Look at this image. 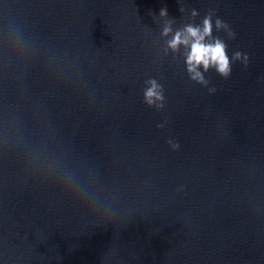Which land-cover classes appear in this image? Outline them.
I'll return each instance as SVG.
<instances>
[{
	"label": "water",
	"instance_id": "1",
	"mask_svg": "<svg viewBox=\"0 0 264 264\" xmlns=\"http://www.w3.org/2000/svg\"><path fill=\"white\" fill-rule=\"evenodd\" d=\"M164 7L248 66L192 81ZM0 264H264V0H0Z\"/></svg>",
	"mask_w": 264,
	"mask_h": 264
},
{
	"label": "clouds",
	"instance_id": "2",
	"mask_svg": "<svg viewBox=\"0 0 264 264\" xmlns=\"http://www.w3.org/2000/svg\"><path fill=\"white\" fill-rule=\"evenodd\" d=\"M180 11L185 13L188 10L181 5ZM198 16L199 12L192 9L189 17L192 22L174 28L177 21L169 17L167 7L161 8L158 16L163 21L160 35L164 38L165 54L169 52L181 54L189 78L208 87L210 81L206 78L205 73L215 70L221 77L228 79L232 74L233 63L241 61L247 67L250 61L249 56L240 51H236L230 58L227 54L228 45L225 40L214 36V28L216 31L223 30L226 32L229 39H235L236 36L228 23L216 17L214 10H209L199 25L195 23ZM214 17L215 22L213 23ZM181 49H183L182 53ZM145 85L144 103L157 111L163 110L166 104L163 85L156 78H149L145 81ZM209 92L215 93L216 88H209ZM157 126L163 128L165 125L159 124ZM168 143L173 150H179L180 144L178 142L169 139Z\"/></svg>",
	"mask_w": 264,
	"mask_h": 264
}]
</instances>
